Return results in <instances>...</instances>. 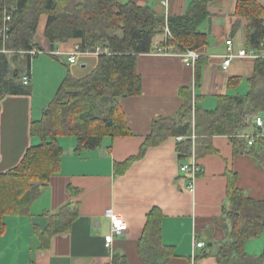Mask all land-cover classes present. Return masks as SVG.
I'll use <instances>...</instances> for the list:
<instances>
[{"label":"crops","instance_id":"0c3cea01","mask_svg":"<svg viewBox=\"0 0 264 264\" xmlns=\"http://www.w3.org/2000/svg\"><path fill=\"white\" fill-rule=\"evenodd\" d=\"M116 1L147 4L167 18L183 15L193 0ZM239 1L242 0L210 1L208 17L198 27L208 38L201 54L206 64L195 91L196 106L202 110H214L220 97L244 96L249 91L247 80L253 75L255 59H235L227 70L221 68L227 52L226 41L231 40L235 52L247 50V20L237 13ZM255 1L264 9V0ZM45 22L42 16L36 36L46 53L50 46L43 38ZM162 39L163 36L157 37L155 44ZM76 48L79 40L56 45L52 54L61 62L48 54L33 58L30 94L9 96L2 101L0 173L15 167L27 148L39 142L30 135V126L42 119L68 71L82 77L95 67L97 55L94 54L78 55L76 63L69 64L62 54ZM136 71L141 78V94L119 100L131 134L105 137L100 147L80 152L76 151L75 138H59L63 149L59 167L32 204L30 215L4 218L0 264H149L140 255L139 243L146 216L154 208L162 214V245L171 248L169 253H172L155 260L162 264H218L215 253L229 226L226 173L236 174V187L245 196L264 202V163L243 152L249 149L245 144L236 151L227 136L212 137L211 151L207 153L197 150L194 136L190 155L185 159L179 158L177 141L170 138L148 149L124 172H116V164L138 156L155 120L176 118L182 104L179 89L193 85L195 77L194 65H186L176 56L152 53L137 57ZM232 80L237 82L230 85ZM258 117L262 119L258 132L264 137V112ZM252 133H242L237 138L247 142L244 136ZM256 151L264 156V145ZM193 158L202 172L196 176L194 192L190 193L189 180L179 172V167ZM68 203L77 204L78 216L66 233L55 234L44 244L39 233L46 230L49 216ZM108 210L121 216L128 226L126 232L114 237L110 249L104 242L111 232L110 221L105 216ZM197 243H204L205 247L197 248ZM245 251L253 257L262 255L264 237L250 239Z\"/></svg>","mask_w":264,"mask_h":264},{"label":"trees","instance_id":"16d2710c","mask_svg":"<svg viewBox=\"0 0 264 264\" xmlns=\"http://www.w3.org/2000/svg\"><path fill=\"white\" fill-rule=\"evenodd\" d=\"M210 1L193 0L183 15L164 18L149 5L136 1L120 4L116 0H0V108L6 97L30 94V84L23 85L22 78L30 76L33 58L20 52L44 51L36 41L42 16L46 18L43 38L50 46L47 54L53 59L61 62L52 52L56 45L70 40H79L80 52H94L97 47L102 51L97 55L95 67L86 75L76 77L68 71L42 119L30 126V135L39 142L27 148L15 167L0 173V237L5 229L4 218L29 216L32 204L56 173L63 156L59 138H75L76 151L80 152L100 147L105 137L131 134L119 100L141 94L137 57L165 45L199 54L194 64V83L179 89L182 104L176 118L155 120L138 156L116 164V172H124L148 149L170 138L183 137L176 143V151L180 159H185L191 152L192 136H196L197 150L202 153L211 151L209 143L212 137L227 136L236 151L237 147L245 144L249 149L243 152L264 163V156L256 151L258 146L264 145V137L255 139L251 146L237 138L250 131L259 133L255 119L264 112L263 57L254 60L246 95L220 97L212 111L196 106L195 91L199 87L202 67L206 64L201 54L208 45L206 34L198 27L208 17ZM237 13L247 20V50L264 51V44L261 45L264 9L255 0H242L237 4ZM6 15L10 16V30L8 40L4 41L1 28ZM165 29L168 36L155 44L157 37H165ZM4 49L8 52H1ZM23 60L25 75L19 70ZM236 82L232 80L230 85ZM226 176V199L229 203L226 218L229 226L215 253L217 263L262 264L264 253L257 257L249 256L245 245L250 239L264 237V202L245 196L236 187L235 173L228 171ZM76 205L68 203L49 216L46 230L39 233L44 244L53 235L70 229L78 216ZM161 221L162 214L158 209H152L146 216L139 252L149 264H162L155 259L165 254L172 255L169 253L171 248L164 247L161 242Z\"/></svg>","mask_w":264,"mask_h":264},{"label":"built area","instance_id":"2783aa9c","mask_svg":"<svg viewBox=\"0 0 264 264\" xmlns=\"http://www.w3.org/2000/svg\"><path fill=\"white\" fill-rule=\"evenodd\" d=\"M163 5L166 6V3H163ZM9 21H10V16L6 15L4 18L3 26L1 28V36H2V39L4 41L8 40V37H9L8 36L9 30H10L9 25H8ZM165 34H166L165 35V38H166V36H168L167 29H165ZM263 44H264V39H263L261 45H263ZM226 47H227V52L223 56L222 63H221L222 70H227L228 67L230 66L231 62L235 59H245V58L246 59H256L258 57L264 58V51L263 50L260 52H257V53L252 51V50H245V49L235 52L233 50L231 40L226 41ZM1 52L7 53L8 51H6L4 49ZM101 52L102 51L99 47L95 48L94 52H90V51L80 52L78 50V48H76L73 52L67 53V54H62V55H66L67 62L69 64H74V63H76V58L78 55H90V54L98 55ZM47 53H50V52L45 53L44 51L41 52V51H38L37 49H33V50H30L27 52H24V51L20 52V54L29 55L31 58H35L36 56H39L41 54H47ZM152 54L156 55V56H164V57L176 56L184 64L190 65V66H193L199 57V54L195 51H190V50L180 51L179 49H177L175 46H172V45H165L163 47H159L155 51H153ZM22 83H23V85H29L30 84V76H28V75L23 76ZM255 124H256L257 128L262 127V119L259 117L256 118ZM259 137H262V134L257 133V134H250V135L244 136V138H245V140H247V143L249 146H251L253 144L254 140L259 138ZM191 139L193 140L194 136H192ZM175 140L177 142H180L183 140V137H177ZM179 172L181 174H184L187 176V178L189 180L187 190L190 193H193L194 192V181L196 179V176L202 172L200 165L193 158L189 163L181 164L179 167ZM105 216L110 221L111 232L108 236H106L104 238V242H105V247L107 249H110L114 237L122 235L124 232H126L128 229V226L121 216L115 214L111 210H108L105 213ZM196 247L197 248H204L205 244L204 243H197Z\"/></svg>","mask_w":264,"mask_h":264},{"label":"rangeland","instance_id":"374dc122","mask_svg":"<svg viewBox=\"0 0 264 264\" xmlns=\"http://www.w3.org/2000/svg\"><path fill=\"white\" fill-rule=\"evenodd\" d=\"M163 38H165L164 36H163ZM36 41L38 42V38H36ZM23 64L21 65V66H19V70H20V73L21 74H25V69H26V66H25V61L23 60ZM14 68V67H13Z\"/></svg>","mask_w":264,"mask_h":264}]
</instances>
